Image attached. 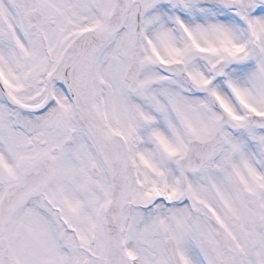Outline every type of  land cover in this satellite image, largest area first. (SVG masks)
<instances>
[{
  "label": "snow or ice",
  "instance_id": "1",
  "mask_svg": "<svg viewBox=\"0 0 264 264\" xmlns=\"http://www.w3.org/2000/svg\"><path fill=\"white\" fill-rule=\"evenodd\" d=\"M0 264H264V0H0Z\"/></svg>",
  "mask_w": 264,
  "mask_h": 264
}]
</instances>
